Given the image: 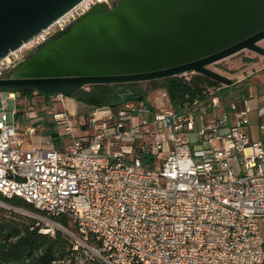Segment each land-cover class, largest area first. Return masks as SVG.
<instances>
[{"label": "built area", "instance_id": "obj_1", "mask_svg": "<svg viewBox=\"0 0 264 264\" xmlns=\"http://www.w3.org/2000/svg\"><path fill=\"white\" fill-rule=\"evenodd\" d=\"M97 4L110 9L114 0H81L0 59V78ZM1 91L0 192L56 226L65 216L107 264H264V104L251 95L223 101L211 88L185 111L147 98L79 116L25 111L22 125L8 103L15 92ZM46 117L61 143L45 135L25 146L24 134L43 131Z\"/></svg>", "mask_w": 264, "mask_h": 264}, {"label": "water", "instance_id": "obj_2", "mask_svg": "<svg viewBox=\"0 0 264 264\" xmlns=\"http://www.w3.org/2000/svg\"><path fill=\"white\" fill-rule=\"evenodd\" d=\"M81 0H0V59ZM264 0H114L95 5L14 64L0 88L71 97L92 84L202 73L242 49L264 55Z\"/></svg>", "mask_w": 264, "mask_h": 264}, {"label": "trees", "instance_id": "obj_3", "mask_svg": "<svg viewBox=\"0 0 264 264\" xmlns=\"http://www.w3.org/2000/svg\"><path fill=\"white\" fill-rule=\"evenodd\" d=\"M152 87L165 89L172 108L185 111L195 101L199 103L207 101L211 88L216 89V94L224 101L229 85H224L202 73H191L189 76L174 75L152 80ZM0 90L15 92L19 98L38 94L30 87H3ZM71 97L93 107L102 104L116 105L127 99H146L147 93L139 87V81H135L92 84L88 89H79ZM43 133L50 135L55 145H59L62 141L59 132L49 119H45ZM15 207L43 213L19 196L7 197L0 192V264L76 263L80 247L75 248L69 236L59 229L53 234L42 231L43 224L39 220L16 210ZM57 220L63 224L68 223L65 216H59ZM98 264L107 263L100 261Z\"/></svg>", "mask_w": 264, "mask_h": 264}, {"label": "rangeland", "instance_id": "obj_4", "mask_svg": "<svg viewBox=\"0 0 264 264\" xmlns=\"http://www.w3.org/2000/svg\"><path fill=\"white\" fill-rule=\"evenodd\" d=\"M259 44L264 46V39H261ZM209 66L229 76L233 80V83L227 88L225 100L239 98L243 95H251L252 98L250 103L252 105L264 104V55L245 48L215 61ZM191 73L193 72H187L183 75L189 76ZM159 79L161 78L139 81V87L147 93L148 100L159 106L172 107L170 101L162 95L165 90L160 87H152V80ZM85 88L88 89L89 86ZM1 92L4 95L6 90H2ZM8 103L10 107H13L14 103H16L15 108L18 113L15 114V118L21 122L22 125L30 122L29 120L23 122V114L25 111L41 114V111L45 112L46 110L68 109L71 112V109L75 108V104H77L79 108L76 107L75 113L79 116L86 115L89 109V106L85 102L76 100L74 97L63 96L61 99L55 95L44 97L40 94H34L31 97L19 98L15 93V102L13 99H9ZM46 119L50 120V117H46ZM251 120V135L255 136L256 127L253 115H251ZM44 136L45 134L43 131H37L33 135L24 134V145L28 146L33 143L40 146ZM15 209L36 218L43 225L49 222L48 225H45L47 230L45 232L53 234L56 229H59L69 236L74 242V247H80V252L77 255L75 264H98L100 261L105 262L98 251L97 242L91 239L85 241L82 236L76 232L75 227L70 222L67 224L60 222V225L56 226L55 223L51 222L52 220H56L50 218L45 213L33 212L22 207H15Z\"/></svg>", "mask_w": 264, "mask_h": 264}, {"label": "flooded vegetation", "instance_id": "obj_5", "mask_svg": "<svg viewBox=\"0 0 264 264\" xmlns=\"http://www.w3.org/2000/svg\"><path fill=\"white\" fill-rule=\"evenodd\" d=\"M60 34V32H58V33H56L54 36H52L49 40H51V39H53V38H55V37H57L58 35ZM48 40V41H49ZM260 41V40H259ZM259 41H258V44H259ZM261 45V44H260ZM34 50V49H33ZM32 51V50H31ZM29 53V52H28ZM26 57V56H25Z\"/></svg>", "mask_w": 264, "mask_h": 264}, {"label": "crops", "instance_id": "obj_6", "mask_svg": "<svg viewBox=\"0 0 264 264\" xmlns=\"http://www.w3.org/2000/svg\"><path fill=\"white\" fill-rule=\"evenodd\" d=\"M79 108V106L77 104H75V108L71 109V112H75L77 108ZM29 146V145H28Z\"/></svg>", "mask_w": 264, "mask_h": 264}, {"label": "bare ground", "instance_id": "obj_7", "mask_svg": "<svg viewBox=\"0 0 264 264\" xmlns=\"http://www.w3.org/2000/svg\"><path fill=\"white\" fill-rule=\"evenodd\" d=\"M12 96H13V94L10 95V97H12Z\"/></svg>", "mask_w": 264, "mask_h": 264}]
</instances>
